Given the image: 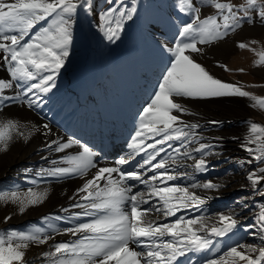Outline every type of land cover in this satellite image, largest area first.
Masks as SVG:
<instances>
[{
    "label": "snow or ice",
    "instance_id": "1",
    "mask_svg": "<svg viewBox=\"0 0 264 264\" xmlns=\"http://www.w3.org/2000/svg\"><path fill=\"white\" fill-rule=\"evenodd\" d=\"M206 2L215 10V14L201 18L202 8L194 0H179L180 11L187 13L189 20L181 21L176 26L171 39L156 42L164 66L152 83L145 106L138 113H133V117L138 115L139 119L129 144L131 151L127 156H121L115 162L116 166L99 167L91 179L85 180L82 187L77 188L73 196H69V200L76 197L69 207L81 209L71 215L90 219L87 222L77 221L71 227L63 228V232L78 238L74 241H61L54 244L52 250L43 252V257L51 258L50 264H178V257L189 251L212 250L215 237H225L238 227L240 213L235 210L217 212L214 217L201 215L185 219L181 216L171 223H157L149 216L155 212L170 217L182 209L200 207L212 198L207 195L208 192L218 194L227 186L210 179L196 181L195 176L190 177L195 182L186 185L167 183L176 180L177 176L167 171L165 159L157 160V157L165 151L164 145L170 140L182 141L181 147L174 150L176 158L171 159V164L176 165L181 158L185 164L192 161L188 167L192 168L193 173H207L210 167L209 157L220 155L214 149L223 147L219 142H200L202 137L197 130L201 126L198 123L182 122L181 116L191 114V109L181 103V99L204 101L232 96L251 97L264 108V97L253 96L237 84L225 82L210 74L192 55L203 53V47L198 45L223 40L245 22L251 25L258 18L264 24V0H244L243 3H233L232 0ZM80 10L93 13L95 27L109 44H115L121 39L126 22L133 21L138 14L134 0L131 6H126L124 0H106L98 14L95 4L90 5L88 0L0 2V62L7 66L6 71L10 77L0 78V108L10 104H23L31 109L45 103V95L57 86L55 77L70 55L74 24ZM153 31L158 29L153 28ZM247 46L243 42L238 44L240 48ZM165 52L169 55L164 56ZM257 63L264 64V52L259 54ZM6 90H12V93L6 94ZM174 111L181 115L173 114ZM209 123L220 126L223 122L211 120ZM39 132L49 136L52 129L48 123L29 126L13 119L0 121V152L7 151L9 142L14 138L27 141L33 133ZM149 134L153 138H160L146 144ZM191 144H196V147L190 148ZM250 144H255L256 147H248ZM73 145L78 146L79 151L59 158V162H66L68 166H59L58 161L52 160L51 167L40 168L35 175L56 179L74 175L83 177L88 174L89 169L96 168L97 153L79 139L57 137L49 139L43 148L61 153ZM168 147L171 149V144ZM241 147L252 154L253 159L264 164V125L252 122ZM138 152L145 153L142 162L135 161V154ZM130 162L135 163V168H119V165ZM146 166L157 170L156 174L147 179L144 178ZM23 171L30 173L33 169L25 168ZM113 173H118L119 178H113ZM179 176L189 178L186 172H180ZM101 179L105 180L103 186H100ZM157 180L163 186L153 183ZM246 180L250 182L254 193L259 191L264 195V191L257 187L264 182V167L258 171H248ZM127 181L145 185L146 191L133 192L135 183ZM197 188L205 194L199 195L193 191ZM46 194L47 189L41 192L32 188L25 192H0V201L13 203L20 213H24L29 206L41 203ZM153 198L162 202L161 207L150 204ZM141 205L150 206L142 208ZM242 207L247 209L248 204L242 203ZM9 218L6 215L4 220ZM64 219L66 217H55V220ZM256 219L259 224L257 234L264 237V208H261ZM255 226L249 224L245 227L251 229ZM49 227L53 233L57 231L54 226ZM205 230L209 235L197 234ZM166 234L173 239H162ZM50 239L51 236L41 227L27 232L0 234V264H26L23 259L24 249L30 243L43 245ZM130 245L142 248L137 250ZM250 253L258 254L253 258ZM238 261L242 264H264V247L237 243L228 247L224 255L206 259L203 264H238Z\"/></svg>",
    "mask_w": 264,
    "mask_h": 264
},
{
    "label": "bare ground",
    "instance_id": "2",
    "mask_svg": "<svg viewBox=\"0 0 264 264\" xmlns=\"http://www.w3.org/2000/svg\"><path fill=\"white\" fill-rule=\"evenodd\" d=\"M0 2L10 3V0H0ZM97 2L99 7L101 4H105L106 1L98 0ZM194 2L205 4L203 8L206 9V12L202 18L205 15L211 16L209 13L215 12L214 9L208 6L206 0H194ZM89 4L92 5V3ZM131 5L128 4L126 6ZM179 9L180 7L176 0L142 1L138 14L134 17L133 21H128L127 27L124 28V33H121V39L115 44H109L108 41L103 39L102 34L95 27L94 15L91 11L84 12L80 10L78 15L79 35L73 32V44L75 47L71 48L69 57L55 77L57 86L45 95V103L31 109L23 104H10L0 108V121L13 119L29 126L33 124L40 126L48 123L52 129V134L49 136H45L42 132H39L33 133L27 141L23 138H14L9 142L8 150L0 152V192L8 193L14 190L25 192L28 188L42 192L47 189L45 199L37 205L29 206L24 213H20L15 204L0 201V234L27 232L41 227L51 236V239L43 245L30 243L28 248L24 249L25 256L23 259L26 264H50L51 258L43 257V252L52 250V246L56 243L74 241L78 238L77 236H71L63 232V228L69 227L77 221L80 222L82 220L86 222L89 217H73L71 215L74 212L81 211V209L69 207L76 199L74 196L73 200H69V196H73L75 190L82 187L85 180L91 179L99 167H114L116 166L115 162L121 156H127L131 151L129 144L131 143V137L135 134L139 119L138 115L134 118L133 113H138V110H142L143 106H145V101L152 89L153 74L157 66H164L163 57H157L159 51L156 42L171 39L173 33L176 32V26L181 21L186 20L187 13L181 12ZM153 28L158 29V31H153ZM258 29H261L259 25L256 27L250 26V28L238 31L239 33L236 34L235 38L231 36L230 32L223 40L215 41L209 45H198V47H203L204 51L202 54L195 53L196 58L193 57L210 74L225 82L235 84V81L225 71L228 67L225 66L224 60L235 47H238L244 35L254 34ZM172 43L174 44L175 41L173 40ZM149 52L153 56L149 55ZM167 55L169 54L166 53L164 56ZM81 65L85 66L84 71L91 79V83L82 84L83 91L86 88H90L92 91V95L86 99V103L82 99L81 91L76 89L72 93L69 86L77 73L76 70ZM6 68L7 66L0 62V78H10ZM11 93L12 90H6V94ZM180 102L186 104L193 113L196 111L197 103L202 101L181 99ZM203 102H206L208 105L211 103L215 104L210 114H204L198 119L199 123H209L211 120L223 122L218 126L219 128H217L214 134L215 138L218 132H221L226 138L242 135L246 137L252 122L264 125V118L259 117L257 114L255 115L253 109L250 108L248 97H222L204 100ZM102 108L104 109L102 110ZM115 111H119L122 114L120 119L118 117L114 118ZM173 114L181 115L175 111ZM181 120L185 124L196 122L189 119L187 114H183ZM128 121H131L130 126L128 125ZM128 131H131L129 135ZM13 135L15 136V134ZM208 135L211 138L213 137L212 132H209ZM57 137L64 139L72 137L73 139H79L82 143H86L97 153L95 158L97 161L96 168L89 169L88 174L83 177L74 175L64 179H56L50 176H36L35 172L40 168L51 167L50 161L52 160L58 161L59 166H68L66 162H59V158L64 155L75 154L79 151L76 145L63 150L61 153L50 152L43 148V145L49 139H56ZM159 138L155 137L154 139ZM173 142L170 140L168 144L174 146L175 142ZM145 143H153L150 134ZM216 143V141H213L212 144ZM168 144H165L164 148H168L172 155L175 148L171 147L170 149ZM189 147L195 148V144H191ZM248 147L255 148L256 145L250 144ZM214 151L222 153L214 160L209 158L210 167L207 173H193L192 169L188 167L192 161H187L185 164L181 158L177 161L180 165H172L171 159L166 160L167 171L178 176L180 185L189 184L191 181L195 182L190 179L191 176H195V180L200 182L209 179L219 181L217 174H220L219 172L223 168H220L218 162L222 160L221 163L232 172L229 173V176L222 179L224 181L222 183H225V181L228 183L235 181L238 186L225 183L227 186L220 191L228 190L232 193L237 188H241L240 191L244 189L250 191L240 194L239 198L241 201L244 200L242 203L248 204L247 209H244L242 206L225 209L224 206L232 201L229 199L234 197L235 193L231 194L228 198L219 195V193H207L212 198L206 200L204 205H202V215L214 217L215 213L219 212L217 210H220V212L235 210L240 213L238 216L240 223L234 232L229 233L226 237H215L212 250H201L192 253L190 258L192 264H201L206 259L218 258L226 253L228 247L234 246L237 243L255 244L257 247H264V237L257 234L258 229H256V226L251 229L245 227L249 224L256 225V217L259 215L257 210L250 208L254 204L253 196H251L250 182L246 180V176L238 174L239 170H234L237 167L235 164L236 160L247 159V155L249 154L246 153V150L234 147L228 150L224 147H218ZM193 155L197 154L193 153ZM41 157H45V159H41ZM161 157V154L158 155L159 159ZM173 158H176V153ZM25 168H31L33 171L25 173L23 171ZM119 168L130 170L129 166L126 167L125 165H119ZM149 172L152 173L148 174L146 179L148 176L156 174L155 169L146 166L144 175ZM180 172H186L189 178L180 177ZM112 176L116 179L119 178L118 173H113ZM156 182V186H163L159 180L154 183ZM176 182L177 179L168 181L167 183L172 184ZM104 183L105 180L101 179L100 186H103ZM130 183H135L133 192H136L139 185L133 181ZM242 185L244 187H241ZM257 187L264 190V182ZM193 191H197L199 195L205 194L199 188ZM218 195L219 197L216 198ZM257 196L262 199L264 198V195L261 194ZM145 198L147 199V197ZM220 198L223 203L218 204L216 201ZM150 204L155 207H161L162 202H159L158 198H153ZM148 206L150 205H141L142 208ZM62 209H67V211H62ZM197 211L201 210L197 209V207H192L178 211L175 216L164 217L162 213L158 215L155 212L150 213L149 216L157 223H171L174 219L181 216L187 219L191 214L196 215L199 213ZM6 215L10 217L7 221L4 220ZM56 216L66 217V219L55 220ZM45 217L49 219L46 220ZM209 224H211V221ZM49 225L54 226L57 231L53 233ZM257 225L259 227L258 223ZM197 234L202 236L209 235L206 230ZM162 239L172 240L173 237L166 234ZM130 246L137 248V250L142 248V246L138 248L137 245ZM188 253L190 254L191 251ZM257 254L250 253L253 258ZM226 259L230 260L231 258L226 257ZM13 264H20V262H13ZM238 264H242V262L238 261Z\"/></svg>",
    "mask_w": 264,
    "mask_h": 264
},
{
    "label": "rangeland",
    "instance_id": "3",
    "mask_svg": "<svg viewBox=\"0 0 264 264\" xmlns=\"http://www.w3.org/2000/svg\"><path fill=\"white\" fill-rule=\"evenodd\" d=\"M97 1L98 0H88V3L95 4L96 12L98 14L99 10L102 9L105 4H101V6L98 7ZM103 1H106V0H103ZM142 1H144V0H134L138 10H139V7H140ZM14 2H16V0H10V3H14ZM176 2L179 4V0H176ZM232 2L233 3H243L244 0H232ZM124 3H125V5L132 4L133 0H124ZM196 4L198 6H201V8H202V12H201V18H202L203 14L206 12V9L203 8V5L205 6V4H203V3H196ZM214 14H215V12L209 13V15H214ZM188 17L189 16L187 14L185 21H188ZM43 23H41V24H43ZM127 24H128V22H126L125 28L127 27ZM257 25H259L261 27V29H258L254 34H249V35L243 36V39L241 42H243L244 44H246L248 46L245 48L235 47L234 50L229 54V56L224 60V62L226 63L225 66L228 67V69H225V71L227 72L228 76L231 79H233V81H235V84L240 86L243 90L252 93L253 96L264 97V64H258L257 63L259 61V54L264 52V24H261L259 22L258 18L251 25H249L245 22L240 28L236 29L235 31H232L231 36L233 38H235L236 34L239 33L238 31H241L242 29L244 30V28H246V29L250 28V26L256 27ZM262 27H263V29H262ZM124 31H125V29L123 30L122 33H124ZM73 32H76L77 34L79 33L78 17H77L76 23L74 24V31ZM243 33H241V34H243ZM74 47H75V45L72 44L71 48H74ZM149 55L153 56V54L151 52H149ZM164 55H166V52L164 53ZM192 55L196 58L195 53ZM160 56H161V54L159 52L157 57H160ZM81 66H83V65H81ZM81 66L78 67L76 72H80ZM162 68H163V66H160V67L157 66L156 71L152 77V79H153L152 83L154 81H156V79H157ZM239 69H243V71H239ZM214 104L215 103H211L208 105L206 102H203V101L198 102L196 105V111H194L193 113L191 112V114H187L189 119L195 120L196 122H190L189 124L198 123L201 126V128L198 129L197 131L199 132V135L202 137L201 141L204 143L212 144L213 141H216L217 143L219 142L220 144H222L223 147L227 150L232 149V147L241 148V149L245 150V148L241 147V144L244 143V141H245V136L242 135V136H238V137H234V138H226L222 135L221 132H218V135L215 138L214 134H215L217 128H219L218 126L216 127V126H213L212 124L203 123V122L199 123L198 119L200 117H202V115L210 114L213 111ZM248 104L250 105V108L253 109V112L255 113V115L257 114L259 117L264 118V108H261L259 106V104L256 103L255 100H253L251 97H248ZM261 125H263V124H261ZM209 132L213 133L212 138L208 135ZM220 138H223V139L221 140ZM152 139L154 140L153 137H152ZM177 143H178V147L181 146V144H182V142H179V141H177ZM157 147H159V146H157ZM172 147H174V146H172ZM195 147H196V144H195ZM219 153H222V152H219ZM160 154L162 155V157L160 159L168 160L169 156L171 155V152L169 151L168 148H165V151L163 153H159L158 155H160ZM218 156H213V157H209V158L214 160ZM170 159H173V157H171ZM157 160H159L158 157H157ZM248 161H251V163H248ZM221 162H222V160H219L218 164H219L220 168H223V170L221 172H219L220 174H217V178H219V182H224L222 179L229 176V173H232V172L230 170H228L229 168L224 166ZM177 164L180 165V163H177ZM235 164L237 165V167H236L237 169L235 168L234 170L235 171L239 170L238 174L244 175V176H246L248 171H258L259 168L264 167V164L253 159L252 154L247 155V159L236 160ZM125 166L128 167V165H125ZM214 167H216V166H214ZM190 169H192V168L190 167ZM127 182L130 183L132 181H127ZM190 183H192V181ZM225 183H227L228 185L234 184V185L238 186V184L235 181L230 182V183L225 181ZM137 184L139 186H141V190H140L141 192L146 190L145 185L140 184L138 182H137ZM155 184H157V182ZM195 190H197V189H195ZM240 190H241V188H237L232 193H230L228 190H222L219 192V195H223L227 198L231 194L235 193L234 197H231L229 199L232 201L228 202V204H226V206H224L225 209H230V208L232 209V208H234V206H238V207L242 206V202L244 200L241 201L239 199L240 194L245 193V192L248 193L249 190H245V189L242 191H240ZM261 191H264V190H261ZM195 192L198 194L197 191H195ZM258 194H260L259 191L255 192V193L251 191V196H253V203L254 204H252L250 206V208L257 210V212L260 213L261 208H263V206H264V198L263 199L259 198L257 196ZM219 195H218V197H219ZM244 196H245V194H244ZM213 198H215V196H213ZM238 202H240V203H238ZM258 207H259V209H258ZM217 211L220 212V210H217ZM197 216H200V215H193V216H191V218H195ZM207 216H209V215H207ZM80 222H84V221L81 220Z\"/></svg>",
    "mask_w": 264,
    "mask_h": 264
}]
</instances>
